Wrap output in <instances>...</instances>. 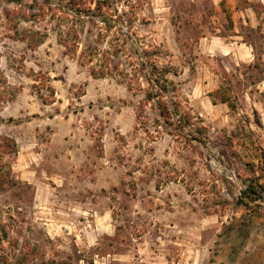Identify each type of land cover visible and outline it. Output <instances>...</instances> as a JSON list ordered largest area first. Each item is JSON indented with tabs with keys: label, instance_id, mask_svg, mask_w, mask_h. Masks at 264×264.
I'll list each match as a JSON object with an SVG mask.
<instances>
[{
	"label": "rangeland",
	"instance_id": "rangeland-1",
	"mask_svg": "<svg viewBox=\"0 0 264 264\" xmlns=\"http://www.w3.org/2000/svg\"><path fill=\"white\" fill-rule=\"evenodd\" d=\"M98 1L0 0L2 248L264 264V0Z\"/></svg>",
	"mask_w": 264,
	"mask_h": 264
},
{
	"label": "trees",
	"instance_id": "trees-1",
	"mask_svg": "<svg viewBox=\"0 0 264 264\" xmlns=\"http://www.w3.org/2000/svg\"><path fill=\"white\" fill-rule=\"evenodd\" d=\"M99 3V4H98ZM103 3L104 5H107L108 2L107 0H100L96 3L97 8L100 9L103 6L100 4ZM152 75V74H151ZM161 76H154L153 80H154V87H156L157 90H154L153 87H150L147 91V96L146 99L148 101H153L155 99H159L161 98V92L167 90V82L165 80H162V78H160ZM156 106L157 109L159 111V116H161L162 118H168L171 116V112H170V108L165 104L162 103L161 101L156 102ZM176 113H178V110L175 109ZM181 121V119H180ZM187 124H189L188 122L184 124V126H186ZM254 188L253 185L249 186V191H252ZM4 233V231L1 229L0 230V264H20V263H27V259H24L23 256H25V254L21 253L19 256L16 255V257L13 255L11 256L10 253L4 251V248H2V243L5 242V240L8 238L6 236V234H1ZM20 262H19V261ZM18 261V263H16Z\"/></svg>",
	"mask_w": 264,
	"mask_h": 264
}]
</instances>
